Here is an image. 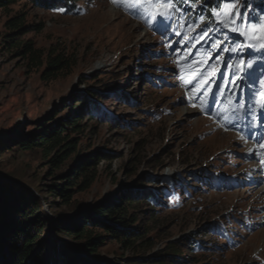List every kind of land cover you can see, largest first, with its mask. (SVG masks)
Segmentation results:
<instances>
[{"label": "rangeland", "instance_id": "obj_1", "mask_svg": "<svg viewBox=\"0 0 264 264\" xmlns=\"http://www.w3.org/2000/svg\"><path fill=\"white\" fill-rule=\"evenodd\" d=\"M249 12L225 3L213 9L211 24H201L177 9L165 30L159 20L145 23L149 18H137V9L126 11L110 0H76L71 11L26 0L0 7V177L40 197L48 215L68 217L77 208L108 201L139 177L160 176L168 184L156 186L165 203L157 221L141 210L140 227L160 233L145 257L166 241L195 236L194 256L186 264H264V180L249 190L251 182L236 177L239 182L232 180L227 190L217 189L225 173L243 175L250 164L264 168V157L254 155L261 150L242 142L252 141L249 128L264 118V39L255 38L264 32V13L253 22L245 18ZM13 19H20L24 34L10 28ZM14 38L43 50L55 46L76 64L55 79H42L43 67L29 68L16 55ZM242 61L243 71L237 67ZM190 65L201 75L186 84ZM201 84V99L192 101ZM87 88L105 90L106 111L126 123L112 128L83 118L72 134L79 152H107L112 158L101 159L90 187L63 205L49 189L66 181L57 175L66 174L71 160L53 176L40 147L21 149L18 143L77 110L75 97ZM201 100L210 103L211 112L200 110ZM49 230L55 233L52 225ZM98 253L88 264H127L123 260L138 257L109 236Z\"/></svg>", "mask_w": 264, "mask_h": 264}, {"label": "trees", "instance_id": "obj_2", "mask_svg": "<svg viewBox=\"0 0 264 264\" xmlns=\"http://www.w3.org/2000/svg\"><path fill=\"white\" fill-rule=\"evenodd\" d=\"M18 1L0 0V7L6 8ZM26 1L49 10L64 8L71 11L76 8V0ZM225 3L231 2L176 0L177 9L184 13L186 19L201 24H211L213 9H219ZM235 8L242 14L249 8L245 18L258 21L264 13V0H237ZM10 28L18 29L19 35L27 31L21 28L20 19L11 20ZM36 28L40 27L37 25ZM17 40L11 43L16 55L29 68L43 67L42 79H55L76 64L74 56L55 46L43 50L29 39ZM106 94L103 89L87 88L85 93L75 97L77 106L74 107H79L77 110L62 119L53 120L46 129L18 143L21 149L40 147L48 156L49 174L53 176L56 170L71 160L66 174L57 175L66 181L49 189V194L60 199L63 205L72 201L74 193L90 187L101 159L112 158L107 152L89 156L79 152V139L72 134L81 129L83 118L96 124L107 123L112 128L126 123L106 111ZM115 96L120 95L117 93ZM121 99L126 103L130 100L125 94ZM46 120L51 121L52 117ZM165 180L160 176L139 177L108 201L77 208L74 215L61 217L52 211V216L48 215L42 208L40 197L0 177V264H88L90 257L96 259L99 256V248L107 236L138 256L132 260L128 257L123 260L124 263L186 264V259L194 256L196 241L191 237L183 242L166 241L159 251L149 257L144 256L159 240L160 233L151 234L147 225L140 227L141 210L144 207L148 217L157 221V213L165 203L156 186L167 185ZM46 206L51 209L50 205ZM50 225L54 234L50 233ZM42 233L44 237H41ZM61 238H68L72 244L64 243ZM75 244H79V249Z\"/></svg>", "mask_w": 264, "mask_h": 264}, {"label": "snow or ice", "instance_id": "obj_3", "mask_svg": "<svg viewBox=\"0 0 264 264\" xmlns=\"http://www.w3.org/2000/svg\"><path fill=\"white\" fill-rule=\"evenodd\" d=\"M110 2L113 3L117 7L123 8L126 11L129 8L137 9L139 12V15L137 16V18L143 19L145 16L149 18L144 21L145 23L151 22L154 24L155 22H157V20H159L162 23V27L165 30L167 28V21L170 19L172 13L177 10L176 0H110ZM235 2L236 0H231L232 4H235ZM234 11L235 9H233V12ZM229 15L231 16L232 13H229ZM161 35H163V32H161ZM204 35L206 36L207 33H205ZM203 38L204 37H201V39ZM255 38L257 40L264 39V32H261L259 35H255ZM183 59H187V57H184ZM198 63L199 62H192L193 65L198 64ZM243 63L244 62L242 61L241 65L237 66V67H240L241 71H243V68H242ZM189 69L190 70L186 73V75L189 77L188 80L185 81L186 84L193 83L201 75V73L197 71L195 68H193L192 65L189 66ZM238 79H242V77H239ZM206 82L207 81H205V83ZM202 88H203V84L193 89V95L190 98L192 101L201 99V96L197 94L201 92ZM203 95H208V93H203ZM211 103H214V99L211 100ZM229 103L231 104L232 101H229ZM192 106L195 107L196 104L193 103ZM199 107L201 111L211 112L210 103L208 101L201 100V104ZM262 147H264V145H262Z\"/></svg>", "mask_w": 264, "mask_h": 264}]
</instances>
